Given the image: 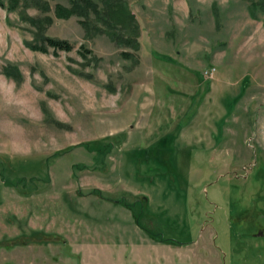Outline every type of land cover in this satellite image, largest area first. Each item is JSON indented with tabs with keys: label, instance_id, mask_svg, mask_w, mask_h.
I'll use <instances>...</instances> for the list:
<instances>
[{
	"label": "rangeland",
	"instance_id": "374dc122",
	"mask_svg": "<svg viewBox=\"0 0 264 264\" xmlns=\"http://www.w3.org/2000/svg\"><path fill=\"white\" fill-rule=\"evenodd\" d=\"M90 1L0 7V264H264V0Z\"/></svg>",
	"mask_w": 264,
	"mask_h": 264
},
{
	"label": "trees",
	"instance_id": "16d2710c",
	"mask_svg": "<svg viewBox=\"0 0 264 264\" xmlns=\"http://www.w3.org/2000/svg\"><path fill=\"white\" fill-rule=\"evenodd\" d=\"M27 0H6V2L4 0H0V7L1 8H6L7 10H14L16 9L20 3H24ZM89 1V3H88ZM85 0L86 4L85 5H78V3H74L70 8H65L62 7L60 5H56V14L59 17H68L70 15H72L73 13H78L80 15H86V12L89 9V4H92V2L90 0ZM93 5V4H92ZM119 9V8H118ZM262 9H264V3L262 5ZM251 12H253V10L251 9ZM110 13L113 15V17H115L116 21H120V22H124L125 23H132L133 24V31H135L137 29V27L134 26V20H133V16L131 15V13L127 10V8H123L122 10H115L112 9L110 11ZM124 19V20H123ZM42 36V35H41ZM42 40L40 43H28V46L30 47V49L32 50H38L41 52L46 53L48 51V48H52L53 51H57V50H64V51H70L73 46L72 44L66 40V39H60V38H55V37H50V36H42L41 37ZM130 39L125 40V42L130 43ZM83 49V48H82ZM80 53L83 57H87V53H90L89 50H87L86 48H84L83 50H80ZM6 75L11 76L13 75L12 72L6 71L5 72ZM155 238L158 237L160 238V236H158L157 234L150 232Z\"/></svg>",
	"mask_w": 264,
	"mask_h": 264
},
{
	"label": "built area",
	"instance_id": "2783aa9c",
	"mask_svg": "<svg viewBox=\"0 0 264 264\" xmlns=\"http://www.w3.org/2000/svg\"><path fill=\"white\" fill-rule=\"evenodd\" d=\"M212 72H213V69H211V70H205L204 71V75H211Z\"/></svg>",
	"mask_w": 264,
	"mask_h": 264
}]
</instances>
